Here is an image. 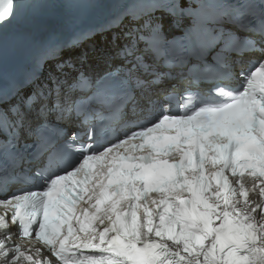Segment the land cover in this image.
Masks as SVG:
<instances>
[{
  "label": "snow or ice",
  "instance_id": "1",
  "mask_svg": "<svg viewBox=\"0 0 264 264\" xmlns=\"http://www.w3.org/2000/svg\"><path fill=\"white\" fill-rule=\"evenodd\" d=\"M55 3L0 0V264H264V0Z\"/></svg>",
  "mask_w": 264,
  "mask_h": 264
},
{
  "label": "bare ground",
  "instance_id": "2",
  "mask_svg": "<svg viewBox=\"0 0 264 264\" xmlns=\"http://www.w3.org/2000/svg\"><path fill=\"white\" fill-rule=\"evenodd\" d=\"M55 10L53 9L52 10V12L49 14V15H47L46 17H44L45 19H48V18H51V19H56L57 17V15H56V13L54 12ZM96 39H97V41H98V36H96Z\"/></svg>",
  "mask_w": 264,
  "mask_h": 264
}]
</instances>
